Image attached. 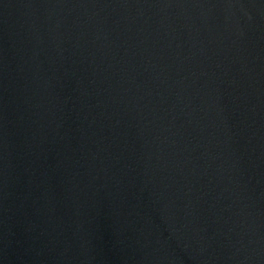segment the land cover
Wrapping results in <instances>:
<instances>
[{"label":"water","instance_id":"95a60500","mask_svg":"<svg viewBox=\"0 0 264 264\" xmlns=\"http://www.w3.org/2000/svg\"><path fill=\"white\" fill-rule=\"evenodd\" d=\"M0 264H264V0H0Z\"/></svg>","mask_w":264,"mask_h":264}]
</instances>
